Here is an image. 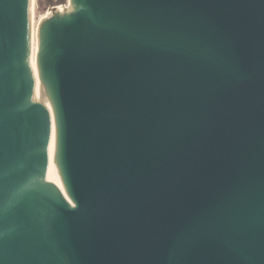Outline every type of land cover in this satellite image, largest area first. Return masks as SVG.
Instances as JSON below:
<instances>
[{"label": "water", "instance_id": "95a60500", "mask_svg": "<svg viewBox=\"0 0 264 264\" xmlns=\"http://www.w3.org/2000/svg\"><path fill=\"white\" fill-rule=\"evenodd\" d=\"M70 3L0 0V264H264V0Z\"/></svg>", "mask_w": 264, "mask_h": 264}, {"label": "rangeland", "instance_id": "374dc122", "mask_svg": "<svg viewBox=\"0 0 264 264\" xmlns=\"http://www.w3.org/2000/svg\"><path fill=\"white\" fill-rule=\"evenodd\" d=\"M70 0H33V8H34V15H33V24L32 29L30 32V38H32V34L34 31L35 26L37 23L42 20L47 15H50L55 12L62 13L70 8ZM30 46H31V55L30 59L31 61L35 60L36 53L33 49L31 40H30ZM35 57V58H34ZM37 61V60H36Z\"/></svg>", "mask_w": 264, "mask_h": 264}, {"label": "bare ground", "instance_id": "6f19581e", "mask_svg": "<svg viewBox=\"0 0 264 264\" xmlns=\"http://www.w3.org/2000/svg\"><path fill=\"white\" fill-rule=\"evenodd\" d=\"M33 15H34V8H33V0H30V8H29V27H30V32H31V29H32V24H33ZM29 35H30V33H29ZM33 35V34H32ZM30 40H32V38H30V36H29V45H31L30 44ZM31 43H32V41H31ZM31 48V47H30ZM31 55V54H30ZM30 57V56H29ZM35 58V57H34ZM37 58H35V60H33L32 62L33 63H36L37 61ZM59 191H60V193L63 195V191H62V189H61V187H59Z\"/></svg>", "mask_w": 264, "mask_h": 264}]
</instances>
